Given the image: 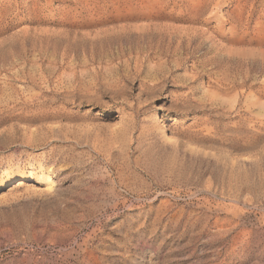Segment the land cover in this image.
I'll use <instances>...</instances> for the list:
<instances>
[{"label": "rangeland", "instance_id": "rangeland-1", "mask_svg": "<svg viewBox=\"0 0 264 264\" xmlns=\"http://www.w3.org/2000/svg\"><path fill=\"white\" fill-rule=\"evenodd\" d=\"M0 264H264V0H0Z\"/></svg>", "mask_w": 264, "mask_h": 264}]
</instances>
